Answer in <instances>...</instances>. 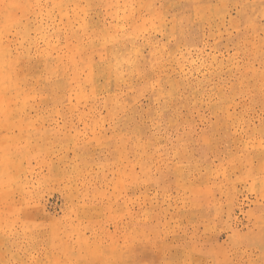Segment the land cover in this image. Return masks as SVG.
Wrapping results in <instances>:
<instances>
[{
    "label": "rangeland",
    "instance_id": "374dc122",
    "mask_svg": "<svg viewBox=\"0 0 264 264\" xmlns=\"http://www.w3.org/2000/svg\"><path fill=\"white\" fill-rule=\"evenodd\" d=\"M0 264H264V0H0Z\"/></svg>",
    "mask_w": 264,
    "mask_h": 264
},
{
    "label": "bare ground",
    "instance_id": "6f19581e",
    "mask_svg": "<svg viewBox=\"0 0 264 264\" xmlns=\"http://www.w3.org/2000/svg\"><path fill=\"white\" fill-rule=\"evenodd\" d=\"M47 221V220H46Z\"/></svg>",
    "mask_w": 264,
    "mask_h": 264
}]
</instances>
